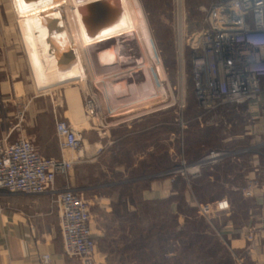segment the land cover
<instances>
[{"label":"rangeland","instance_id":"374dc122","mask_svg":"<svg viewBox=\"0 0 264 264\" xmlns=\"http://www.w3.org/2000/svg\"><path fill=\"white\" fill-rule=\"evenodd\" d=\"M180 1L181 7L179 6V0H139L154 44L155 56L160 61L166 76L163 82L160 83L158 80V65L155 63L150 65L148 55L141 46H139L140 48L136 47L138 57L137 54L131 53L129 46H123L125 55L121 60L119 59L120 61L118 60L116 64H111V66L98 65V63H95L94 58L98 62L97 57L102 50L113 49L115 46L87 48L86 60L83 61V59L81 60L80 51L73 41L64 10L60 9L48 14L33 15L27 18L19 17L18 19L12 0H0V56L7 52V46H20L24 50V53L27 54L25 56L32 66L30 70L34 73V75L32 71L30 73L31 84L36 89L43 90L38 91L41 94L43 93L42 95H48L41 102L40 109L48 111L52 107L55 111L58 108H65L66 101L59 97L60 95L56 94V91L62 93L71 88L78 93L82 119L73 127L83 132L82 162L87 159V156H89L87 152L90 150V143L84 135L85 132L89 131L99 138H105L106 135L99 136V134L107 133L106 127H114L123 120H132L145 112L154 113L153 119L156 124H166V131L169 129L172 133L170 159L168 160L166 156V164L169 163L171 170L181 168L183 159L190 163L194 160L196 162L212 151H220L218 149H221L219 148L220 141L225 131L221 129L218 130L219 133L217 131L204 133L196 126L198 123L206 124L211 118L210 115L203 114L196 103L191 77L190 53L187 48V36L203 29L210 7L218 0ZM180 30L183 37L181 43L183 46L182 60L180 56ZM58 46H71L76 56V61L71 67L66 65V60L59 62L55 55ZM129 58H136L138 61ZM128 59L129 61H127ZM98 66H101V68ZM104 67H107L106 69H109V71H106ZM128 72L129 74H127ZM122 75L125 77L123 78ZM70 81L73 82L69 83ZM160 86L164 89L161 94L159 92ZM47 88H49V92L46 90ZM136 92H145V96L137 103H135L136 97L133 98V96H136L134 94ZM125 93L128 94V97H121L126 95ZM51 96H53V100ZM0 101L2 102L1 94ZM9 101L11 103L8 105L11 106L13 114L11 117L6 118L5 125L0 122V139L8 137L10 142H15L20 137L28 138L21 127L26 117V107L18 103L13 97ZM182 106L184 107L182 108ZM262 111L261 108L259 112L262 114ZM41 116V123L46 130L51 126L48 120L51 116L47 112ZM201 117L203 118L200 122ZM1 119L3 120L2 115H0ZM258 121L252 120V123ZM9 127L12 128L11 132L7 130ZM231 132L232 135H238L240 131L237 129ZM158 145L157 142V151L162 152L163 146L158 147ZM167 148L166 146V152ZM68 153L70 158L77 155ZM57 159H62V157ZM131 159L132 157L129 158V162ZM158 159L162 162V155L157 158V161ZM109 163L110 172L116 176L117 173L113 171L115 163L110 161ZM205 172L206 170L202 171V174L204 175ZM180 176L182 175L179 173L170 176V178L172 182H176ZM63 181L62 186L57 185L59 189H63L66 185L65 178H63ZM132 184L133 181L126 184L122 189L123 193L131 191L133 189ZM68 185L70 186V184ZM222 189L221 185L212 184L206 188L205 195L210 197L211 192L215 194L222 191ZM202 190L204 189L202 188ZM45 195H49L54 204L52 195ZM218 197L222 196L219 195ZM138 201V198H135L131 202L140 206L139 214L120 209L118 212L119 217L127 224L140 219V224L150 225L149 231L145 226L139 227L136 231L133 230L134 227L128 226L116 229L114 227L115 221L108 219L107 225L110 229L108 235L110 238L118 233L123 236L125 231H128L130 236H139L140 243L128 244L127 248H123V250L129 249L134 254L130 253L122 264H165L162 261L164 252H167L168 258L174 256L172 253L177 256V262L172 261L168 264H246L241 259V255L239 257L231 250L227 237L222 233V226L227 222V218L222 214H213L209 220L202 219L198 215L196 207L187 205L185 200H181L179 196L172 198L169 204L161 200L156 201L155 205H150V207L141 206ZM172 203H175L177 208L181 204V213L178 209V214L172 211ZM98 213L96 209L91 208L94 220H97L96 215ZM182 217L183 222L179 224V218ZM168 238L172 239L170 243L167 241ZM112 246L114 245L112 244ZM112 264H121V260L113 259Z\"/></svg>","mask_w":264,"mask_h":264},{"label":"crops","instance_id":"0c3cea01","mask_svg":"<svg viewBox=\"0 0 264 264\" xmlns=\"http://www.w3.org/2000/svg\"><path fill=\"white\" fill-rule=\"evenodd\" d=\"M25 55L27 54L20 46H7V52L0 56V115L3 116L0 122L5 125L6 118L12 116L11 106L8 104L11 103L9 99L15 98L26 107V117L21 127L39 153L45 158L68 159L70 154L61 149L56 135V121L62 120L75 126L82 119L78 93L71 88L62 93L56 91L66 101L65 108L55 111L52 107L48 111L40 109L41 102L48 95H42L38 91L43 90H38L31 84L32 66ZM32 74L34 75L33 71ZM71 82L73 81L69 83ZM46 90L49 92V88ZM144 93H134L136 96L133 98L137 99L135 103L140 102ZM51 99L53 100V96ZM262 109V114L251 111L248 107L236 111L231 109L228 114L210 115L211 120L206 124H196L204 133H219L218 130L221 129L225 131L220 141L221 149L218 150L231 153L245 150V153L212 170H206L204 175L180 176L176 182L166 176L171 170L169 163L166 164V156L169 160L172 133L169 129L166 131V124H156L154 113L145 112L132 120H123L114 127H106L105 138L85 132L90 143V150L87 152L89 156L75 166L68 181L70 187L80 191L90 202L91 208L99 212L97 220L93 217L91 220V230L97 243V262L112 264L113 259H118L122 264L130 253L134 254L123 248L140 241L139 236H130L128 231L123 236L118 233L110 238L108 219L115 221L116 229L128 226L134 227L133 230L136 231L145 226L149 231L150 225L140 224V219L131 224L123 221L119 217L120 209L139 214L140 206L131 202L135 198H138L141 206L150 207L161 200L169 204L172 198L179 196L191 207L226 197L232 209L230 214H222L227 218L222 226V233L227 237L231 250L238 256L241 255L246 264H264V198L259 192L253 198H246L242 193L248 182L256 178L264 168V104ZM45 112L51 116L48 119L50 130H45L41 123V115ZM252 120L259 121L252 123ZM237 129L240 131L238 135H232L231 131ZM7 130L11 132L12 128ZM157 142L158 147L163 146L162 152L157 151ZM161 155L163 161H157ZM130 157L132 159L129 162ZM108 160L115 163L113 171L117 173V177L110 172ZM194 162L195 160L191 161ZM128 179H132L133 189L123 193L122 189L131 182H127ZM63 183V178L58 177L57 185L62 186ZM212 184L221 185L223 189L215 194L211 192V196L207 197L206 188ZM219 195L222 197H218ZM171 209L178 214L182 207L180 204L177 208L172 203ZM182 222L183 217L179 218V224ZM249 236H253L252 248L249 247ZM46 254L51 256L53 264H81L64 254L59 214L50 196H12L0 192V264H41V256Z\"/></svg>","mask_w":264,"mask_h":264},{"label":"built area","instance_id":"2783aa9c","mask_svg":"<svg viewBox=\"0 0 264 264\" xmlns=\"http://www.w3.org/2000/svg\"><path fill=\"white\" fill-rule=\"evenodd\" d=\"M187 48L195 100L203 114H228L231 109L236 111L242 107L258 112L262 108L264 0H218L210 7L203 29L187 36ZM56 135L61 149L77 154L75 157L45 158L27 137L15 142H10L8 137L0 139V192L28 196L51 194L59 214L66 257L81 264H99L95 258L97 243L91 230V204L80 191L68 185L70 173L83 159V132L57 120ZM244 153L245 150L212 151L194 163L183 159L182 167L170 170L166 176L179 173L198 176ZM58 177L66 180L63 189L57 187ZM256 192L264 198V168L242 190L246 198H253ZM196 209L202 219L209 220L216 213L230 214L232 205L224 197L199 203ZM248 240L252 248L253 236ZM40 262L53 264L47 254L41 256Z\"/></svg>","mask_w":264,"mask_h":264},{"label":"bare ground","instance_id":"6f19581e","mask_svg":"<svg viewBox=\"0 0 264 264\" xmlns=\"http://www.w3.org/2000/svg\"><path fill=\"white\" fill-rule=\"evenodd\" d=\"M99 1L104 2V6L107 10L104 8L98 9V7L96 8V10L94 11L92 10L93 9L92 6H94V4H97V2ZM13 4L16 10V14L20 18H27L33 15L48 14V13L55 12L60 9L62 11L64 10V12L66 13L67 24L70 28L73 41L75 45L78 47L80 51V55H81V60L83 59V61L86 60L85 53H86L87 48L92 49V48H97V46L99 47L100 46H103V47L104 46H115L114 48L112 47L113 49H104L102 51L100 50L101 52L98 54V57H97L98 62L95 60L96 58H94L92 56L93 54L91 53V56L94 58L95 63H98V65L100 64V65H105V66H109V65L111 66V64H116L118 60L119 59L121 60V58L125 55L124 54L125 50L123 49V46L124 47L129 46V48H131V53H134L135 55L137 54L136 47L141 46L142 48L145 49V53L148 55V60L150 62V65L151 63H155L158 65L157 70H158L159 82L162 83L163 80L166 78L164 71H163V67L160 61L155 56L154 44L152 42L147 20L145 18V15H144V12H143V9L141 7L139 0H13ZM179 6L181 7L180 0H179ZM93 12L99 14V16H105L104 13L107 14V12L108 13L110 12L109 24H107L103 28H98L97 24L93 23V14H92ZM182 41H183V37H182V32L180 30V47L182 46L181 44ZM119 46H122V47H119ZM91 56L90 58L92 60ZM136 56L138 57L139 54H137ZM141 56H142V53H141ZM129 59L127 61H129ZM133 59L134 61L137 60L136 58H133ZM99 68H101V66ZM104 68L106 69L107 67H104ZM104 68H103V71H104ZM106 71H109V69H106ZM127 74H129V72ZM119 78L120 77L118 76V79ZM134 82L133 84H135ZM122 91L125 92L124 90ZM132 91H135V90H132ZM153 91L155 92L156 90H153ZM159 92L160 94L164 92V89L161 86H160Z\"/></svg>","mask_w":264,"mask_h":264},{"label":"water","instance_id":"95a60500","mask_svg":"<svg viewBox=\"0 0 264 264\" xmlns=\"http://www.w3.org/2000/svg\"><path fill=\"white\" fill-rule=\"evenodd\" d=\"M93 7V11L96 10V8L98 7V9L101 8H105L104 6V2L99 1L97 2V4H94ZM107 10V9H106ZM93 23L97 24L98 28H103L104 26H106L107 24H109V20H110V12L107 14L104 13L105 16H99V14L93 12ZM109 14V15H108ZM55 55L57 56L59 62H64V60H66V65L69 67H71L73 65V63L76 61V56L74 51L72 50L71 46H58V51L55 53Z\"/></svg>","mask_w":264,"mask_h":264},{"label":"trees","instance_id":"16d2710c","mask_svg":"<svg viewBox=\"0 0 264 264\" xmlns=\"http://www.w3.org/2000/svg\"><path fill=\"white\" fill-rule=\"evenodd\" d=\"M160 235V234H159ZM167 241L170 243L171 241H172V239H167ZM139 243H140V241H139ZM167 254V252H164V254H163V257H162V261L165 263V264H168V262H172V261H174V262H177V256H176V254L175 253H172L174 256L173 257H170V258H168L167 256L168 255H166ZM166 255V256H165Z\"/></svg>","mask_w":264,"mask_h":264}]
</instances>
